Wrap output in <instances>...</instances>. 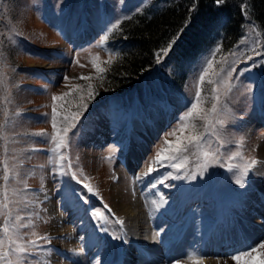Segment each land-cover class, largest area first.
Masks as SVG:
<instances>
[{
  "label": "rangeland",
  "instance_id": "374dc122",
  "mask_svg": "<svg viewBox=\"0 0 264 264\" xmlns=\"http://www.w3.org/2000/svg\"><path fill=\"white\" fill-rule=\"evenodd\" d=\"M29 3L34 4V0H23L18 4L22 33L25 34L24 38L31 41L33 45L26 46V53L19 50L20 53L15 56L21 70L11 68L7 62V53L3 49L5 48L8 53L17 51L10 47L12 42L8 43L9 37L5 44L0 43V78L5 80V84L0 85V124L5 123V108L8 112L5 130L8 139L7 141L0 139V193L4 190L3 166L7 161L10 168L9 175L15 177L10 180L9 185L10 195L13 189L16 192V195L12 197L15 201L11 206L13 216L18 212L25 218L22 222L27 223L29 220L32 222L31 227L21 229V232L25 239L47 236L51 241L47 243L39 240L38 243L42 247L35 249L36 255L27 257V264H48L51 258L58 259V256L51 252L54 242L48 232L51 223L50 217L47 216L49 212L46 200L56 203L54 205L56 213L65 210L68 206H76L80 209L78 212L80 226L88 229L87 236L92 235L101 241L100 247L103 249L100 250L102 258L99 264H109L117 254L116 247L128 241L121 235L119 225L115 223L116 219L109 209L115 202L118 208L130 211L127 205L138 198V190L135 189L134 184L138 179H142L140 183L142 193L163 196L166 207L175 206L182 222L177 230L181 232L187 230L190 233L195 231L200 237L207 238L214 248L223 249L220 257L226 260L225 264H235V261L231 259L232 256L250 251L253 247L264 243V236L245 241L244 245L241 241H233L235 246L234 244L230 246L227 252H224L225 247H221L220 243L221 239L234 233L235 226L242 223L240 217L249 215L251 211L249 207L252 205H247V198L256 187L258 181L256 173L261 171L257 165L260 155L256 145L264 142V103L256 99L255 87L249 83L250 80L245 77V72L240 71L241 77L235 74L231 84L234 88L226 94L233 104L239 102V106L243 108L244 115L239 117V120L235 119L236 125L233 127L235 132L232 135L234 138H231L232 142L238 141V143L242 139L243 145L239 149L228 145L230 136L227 132L231 131L230 124L234 121L232 116L235 113L231 109L221 111L220 118L224 120V125L222 127L217 125V128L220 131L219 139L225 144V147L220 150V159L224 168L220 164H213L203 174H197L196 176L202 175V178L207 176L206 185L203 187H200V184L198 186L193 184L194 182H186L184 178L172 179V176L182 177L183 171L177 172L171 167H161L153 161L155 153L162 147H167L163 144L165 138L174 141L175 138L168 136V133L178 128L181 117L191 104L196 102L198 90L201 92L204 108H210L215 102L212 100L211 89L217 87V84H209L208 81L218 82L222 78L227 79V71L230 68L221 72L220 65L216 64L213 58V68L201 84L199 77L211 60L210 57L201 60V65L190 75L184 89L185 98L176 108L163 105L157 109L150 107L152 118L148 119L144 113L140 112L135 121L131 117H122L117 111L118 108L101 107L95 110L94 107L87 115L83 114L76 127L69 131L70 146L60 150L65 155V160L59 161L58 157L50 151L54 145L49 142L54 134L51 124L52 97L56 93L72 91L73 86H79L81 90L87 91L92 79L82 80L79 77L95 75L96 71L92 68L90 61L94 56L103 57V51L99 46V39L74 48L62 40L56 30L41 22L39 15L31 14L33 12L31 8H29L30 12H26L24 7H27ZM114 10L117 15L119 11ZM52 26L55 27L53 24ZM91 33V30H81L77 36L79 39H85ZM7 44L11 50L7 49ZM228 58L229 56H226L223 62L230 61L232 67L237 65L233 59ZM216 73H219V76ZM65 77L68 79L66 80ZM12 81L15 82V87L11 86ZM21 83L26 85V89L21 86ZM204 85L210 87L208 99ZM135 90L130 93H135ZM153 90L152 86L150 94ZM222 94L225 95L221 88L219 95ZM140 95L139 91L136 97L140 98ZM5 96L10 101L7 104L4 101ZM256 105L257 109L254 108ZM81 111L87 112L85 109ZM67 123L64 121V116L57 112V129L64 128ZM36 133L47 135L38 136L35 135ZM92 139L94 142L90 143ZM206 140L212 145L213 150L218 147L215 137L209 136ZM238 150L247 160L257 161L243 189L235 184L238 173L229 172L226 168L228 162L235 163V161H228L229 154ZM186 154L194 158V169L193 165L191 169L198 173L196 165L199 161L190 153ZM50 159L56 160L57 163L50 164ZM237 163H243V161H237ZM69 164H71L70 168L67 167ZM149 166L156 167L158 170L148 175L146 173ZM72 173H76L77 179H72ZM117 173L120 178L116 179ZM161 179L165 180V184L159 183ZM77 180H81L82 183H77ZM83 183L90 184L95 194L89 193L83 187ZM154 184L156 187H153ZM126 190L133 192L129 197V203L117 202L124 198ZM257 202L255 205L258 206ZM66 205L67 207H64ZM136 209L142 210V208ZM97 211L104 214L107 223L92 216V213ZM254 218L260 222L255 224L254 231H261L264 234V212L253 215L250 220L254 221ZM4 219V216H0V229L3 227ZM33 231L37 233L36 237L31 236ZM113 236L119 239H113ZM183 251H188L186 258L194 253L193 249L188 250V248ZM78 252L82 254L84 250L79 249ZM131 252L136 255L131 254L129 257L136 262L139 259V252L136 249H132ZM206 257L211 256L206 255Z\"/></svg>",
  "mask_w": 264,
  "mask_h": 264
},
{
  "label": "trees",
  "instance_id": "16d2710c",
  "mask_svg": "<svg viewBox=\"0 0 264 264\" xmlns=\"http://www.w3.org/2000/svg\"><path fill=\"white\" fill-rule=\"evenodd\" d=\"M21 1L0 0V43L5 44L9 37L10 47L17 49L16 53L3 49L8 64L15 70H21L15 59L19 50L26 53V46H33L24 38L19 24L18 4ZM24 8L26 12L31 8V14L39 15L41 22L56 30L60 38L74 48L108 36L102 47L103 57H100L101 66L106 69L103 79L97 78L99 74L95 72L90 82L96 93L94 98H89L85 90L71 91L72 95L65 101L55 102L57 112L62 116L84 109L80 102L83 95V104L87 105L85 115L94 107L95 110L105 107L118 108L122 117H131L133 121L140 112L150 119L153 116L150 107L176 108L180 104L185 98L188 78L201 65L200 61L208 57L214 58L220 69L235 68L228 79L230 84L235 74L241 77L240 71H244L249 83L255 87L256 99L264 103V0H222L219 4L216 0H34V4L29 3ZM114 9L119 11L117 15ZM117 24L118 27L113 28ZM81 30L92 33L79 39L77 34ZM10 47L7 44V49L11 50ZM164 49H168L167 55H164ZM225 55L237 65L232 67L230 61L223 62ZM110 58L111 64L104 63ZM12 82L11 86L15 87ZM152 86L154 90L150 94ZM203 88L208 99L210 87L204 85ZM134 89L136 92L130 93ZM139 91L141 95L137 98ZM218 107L235 113L227 135L230 136L228 145L236 149L238 141L232 142L231 138H234L235 119L244 115L243 108L223 94ZM254 108L257 109V105ZM196 124L202 132L203 121L198 120ZM188 157L182 177L186 182L203 187L207 176L192 179L194 158ZM237 161L240 160L235 163Z\"/></svg>",
  "mask_w": 264,
  "mask_h": 264
},
{
  "label": "snow or ice",
  "instance_id": "6c2138e0",
  "mask_svg": "<svg viewBox=\"0 0 264 264\" xmlns=\"http://www.w3.org/2000/svg\"><path fill=\"white\" fill-rule=\"evenodd\" d=\"M222 0H216V3H221ZM118 27L117 25H113V28ZM112 29H109L111 32ZM108 39V36H104L100 41V47H103L104 42ZM219 51V50H217ZM164 55H167L168 49L163 50ZM234 55V53H230ZM261 53H258V55ZM249 59H252L250 56ZM112 58L104 63L111 64ZM160 61V57H157V62ZM92 68L98 73L99 79H103V73L106 71L104 67L101 66L100 57L94 56L90 61ZM84 67L85 65H80ZM213 68V61L209 60L207 67L203 70V74L200 75L199 81L203 84L205 77L209 74V71ZM221 72L225 71L224 68L220 69ZM234 69H229L227 71V79L222 78L220 81L209 80V84L216 83L217 87H213L211 89L213 96V102L210 108H204L202 106L201 101V92L198 90L196 92V102L191 104V107L186 111L183 117H181V123L176 130L168 133V136L174 137L173 140H169L167 138L164 139L163 144L167 147H162L159 151L155 153V159L153 161L154 164H158L161 167H171L175 169L177 172L182 171L189 162L188 155L186 153H190L195 156L197 161H199L196 165L199 172H192L191 178L195 179L197 174H203L207 171L209 166L213 164H220L221 167L224 166L221 163L220 159V150L225 147V144L221 142L219 139L220 131L217 128V125L221 127L224 125V120L220 118L221 109L218 107L220 101L219 91L222 88L224 90V94L231 92L232 86L228 83V79H230L233 75ZM219 76V73H216ZM67 80L68 78L65 77ZM79 79L82 80H91L93 77L91 76H81ZM5 80L0 78V85H4ZM72 91H82L79 86H73ZM95 92L93 90V86L91 84L88 85L87 95L89 98H94ZM72 95V92H65L62 95L53 96L52 101V119L51 124L54 130V134L50 137L49 142L54 145L50 149L54 156L58 157L59 161L65 160V155L61 153V149H67L70 146L69 141V131L72 128H75L79 119L82 117V111L69 112L68 115L64 116V121L68 122L67 125L62 129H57V106L56 101H65L66 97ZM5 104L9 103L8 97H4ZM84 96H80L81 106L86 110L87 105L83 104ZM67 103H71L70 101H66ZM80 107V106H78ZM5 123L0 124V139L7 141L8 137L5 135L6 125H7V117L8 112L5 108ZM196 120L203 121V132L199 131V126L194 122ZM62 133V134H61ZM179 133V134H177ZM38 136H46V133H36ZM215 137L216 143L218 147L215 150L212 149V145L209 144L206 140V137ZM243 145V140L241 139L237 144V148H241ZM5 153H7V148H5ZM240 160L243 163H227V170L229 172L238 173L235 179V184L239 186V188L243 189L246 186V179L249 176V173L255 167L257 161L255 159L247 160L241 151H235L228 156V161H236ZM50 164L57 163L56 160H49ZM60 167H64L60 165ZM67 167H71L69 164ZM158 169L153 166H149L147 168V173L150 175L151 173L157 171ZM3 181H4V190L0 193L2 199H0V216H4L5 219L3 221V227L0 229L2 232V237H0V264H27V257L34 256L37 253L35 249L42 247L39 240L45 241L47 243H51L50 239L47 236H40L38 239H25V236L21 232V229H27L32 226L31 220L27 223L22 222L25 218L20 216L19 213L13 216L12 204L15 202L12 197L16 195L15 190L11 191V195L9 192L10 180L14 179V176H10V168L7 161H5L3 166ZM66 174V173H62ZM172 179H181V176H172ZM72 179H77L76 173H72ZM87 179V178H85ZM77 183H82L81 180H77ZM160 184H165V180L161 179L159 181ZM83 187L87 189V191L91 194H95L94 189L88 183H83ZM153 187H156L154 184ZM161 200L164 201V197L161 196ZM166 203V201H164ZM107 207V205L105 206ZM111 211V209H109ZM92 216L101 220L104 223H107V218L104 216L102 212H93ZM115 223L123 226V220L117 219ZM158 236L159 233L157 232ZM31 236L36 237L37 233L32 232ZM113 239H119L117 236H113ZM264 243L259 244L258 247H253L250 251L244 252L240 255L232 256L231 259L235 261V264H264ZM99 264V261H97ZM194 264H199V262H194Z\"/></svg>",
  "mask_w": 264,
  "mask_h": 264
},
{
  "label": "bare ground",
  "instance_id": "6f19581e",
  "mask_svg": "<svg viewBox=\"0 0 264 264\" xmlns=\"http://www.w3.org/2000/svg\"><path fill=\"white\" fill-rule=\"evenodd\" d=\"M102 127L100 129H103ZM93 142L94 139L90 143ZM256 148L260 155L257 165L261 171L256 173L258 180L256 187L251 196L247 198V205H252L249 207L251 211H249V215L240 217L242 223L235 226L231 236L228 235L220 240L221 247H225L224 252H227L233 244L235 246L233 241H241V244L244 245L245 241H252L264 236L261 231H254L255 224H260V222L255 218L254 221L250 220L253 215L264 212V142L257 143ZM115 178H120L118 173ZM141 180L138 179L134 183L135 189L138 190L137 199L129 203V197L133 192L126 190L124 198L117 200L119 203H129L127 206L130 211L118 208L115 202L111 207L114 218L123 220V226L118 225L121 235L128 241L120 243V246L116 247L117 254L109 264H136V262H138L137 264L226 263V260L220 257L223 249L214 248L207 238L200 237L195 231L190 233L187 230L183 232L177 230L182 222L175 206L172 205L171 208H168L160 196L153 193L148 195L142 193ZM125 184L128 186L127 182ZM256 202L258 206L255 205ZM45 203L48 212L51 214L47 213L51 223L48 232L54 242L51 252L58 256V259L51 258L48 264H97V261L100 262L102 258L100 250L103 249L100 247L101 241L92 235L87 236L88 229L80 226L81 222L78 216L80 209L76 206L67 207L66 205L64 206L67 207L65 210L56 213L54 211L56 203L47 200ZM136 208H142V210L138 211ZM161 228L163 229L160 230ZM90 231L92 233V229ZM157 232L159 233L158 236L156 235ZM185 248L194 250V253L188 255V258H186L188 251H183ZM79 249L84 250V253L78 252ZM132 249L139 252V259L136 262L129 257L131 254L136 255L131 252ZM206 255L211 257H206Z\"/></svg>",
  "mask_w": 264,
  "mask_h": 264
}]
</instances>
